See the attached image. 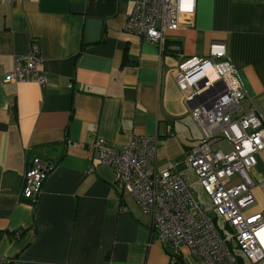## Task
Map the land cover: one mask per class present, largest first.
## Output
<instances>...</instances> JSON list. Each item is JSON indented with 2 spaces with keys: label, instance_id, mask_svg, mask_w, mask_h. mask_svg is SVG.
Returning <instances> with one entry per match:
<instances>
[{
  "label": "crops",
  "instance_id": "0c3cea01",
  "mask_svg": "<svg viewBox=\"0 0 264 264\" xmlns=\"http://www.w3.org/2000/svg\"><path fill=\"white\" fill-rule=\"evenodd\" d=\"M134 1L0 0V255L13 264L169 263V244L94 143L156 135L157 168L185 175L186 153L202 134L178 68L208 55L213 42L227 44L243 81L240 112L256 105L264 115V0H196L189 24L167 30L162 44L125 29ZM33 39L48 82L4 81ZM34 157L54 168L32 201L22 185ZM251 174L264 178V150ZM188 262L198 264L191 255Z\"/></svg>",
  "mask_w": 264,
  "mask_h": 264
},
{
  "label": "built area",
  "instance_id": "2783aa9c",
  "mask_svg": "<svg viewBox=\"0 0 264 264\" xmlns=\"http://www.w3.org/2000/svg\"><path fill=\"white\" fill-rule=\"evenodd\" d=\"M195 9L196 0H135L125 29L162 44L165 32L189 24ZM41 63L42 48L33 39L26 53L15 56L4 81L35 80L44 85L48 76ZM178 76L202 134L201 141L186 153V163L231 234L222 235L185 175L157 168L156 135H136L124 146L99 138L94 143L98 158L113 167L116 183L127 188L152 217L158 239L170 246L168 264H189V255L198 264H240L237 250L251 264H259L264 261V207L252 209L257 204L254 189L264 193V178L256 180L251 170L264 150V115L256 105L240 112L247 93L225 42H213L208 55L186 59ZM222 141H229L231 148L221 145ZM53 168V162L34 157L24 173L22 195L35 201ZM12 234L19 239L23 230ZM15 262L9 255H0V264Z\"/></svg>",
  "mask_w": 264,
  "mask_h": 264
},
{
  "label": "rangeland",
  "instance_id": "374dc122",
  "mask_svg": "<svg viewBox=\"0 0 264 264\" xmlns=\"http://www.w3.org/2000/svg\"><path fill=\"white\" fill-rule=\"evenodd\" d=\"M222 145L224 147L227 146V144L224 142L222 143ZM184 174L194 191L196 199L199 200L202 203V205H204L208 214L213 218L219 231L222 233L224 237L229 236L231 234L230 227L227 226V224L222 219V217L219 216L213 209L212 201L209 195L204 191L203 187L197 180L194 171L191 168H188L185 170ZM256 198L258 203H264V195H256ZM231 246L234 247V245Z\"/></svg>",
  "mask_w": 264,
  "mask_h": 264
}]
</instances>
